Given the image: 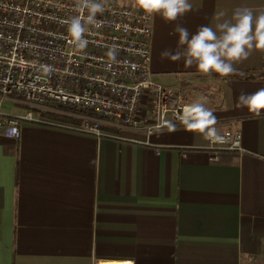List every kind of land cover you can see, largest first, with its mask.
I'll use <instances>...</instances> for the list:
<instances>
[{
  "label": "crops",
  "instance_id": "obj_1",
  "mask_svg": "<svg viewBox=\"0 0 264 264\" xmlns=\"http://www.w3.org/2000/svg\"><path fill=\"white\" fill-rule=\"evenodd\" d=\"M189 2L175 21L152 14L153 77L202 102L219 132H241L246 153L215 154L184 124L151 136L103 126L101 138L22 124L18 139L0 134V264H264V113L238 100L264 88V50L232 61L259 78L203 73L175 30H215L264 0Z\"/></svg>",
  "mask_w": 264,
  "mask_h": 264
},
{
  "label": "built area",
  "instance_id": "obj_2",
  "mask_svg": "<svg viewBox=\"0 0 264 264\" xmlns=\"http://www.w3.org/2000/svg\"><path fill=\"white\" fill-rule=\"evenodd\" d=\"M84 2L0 0V134L18 139L26 123L97 138L105 136L103 126L151 136L184 124L186 95L151 71L152 14L137 0H98L103 11L85 24L89 43L78 49L68 25L88 15ZM113 45L114 60L107 54ZM217 132L223 139L208 140L207 150L246 153L241 132Z\"/></svg>",
  "mask_w": 264,
  "mask_h": 264
},
{
  "label": "clouds",
  "instance_id": "obj_3",
  "mask_svg": "<svg viewBox=\"0 0 264 264\" xmlns=\"http://www.w3.org/2000/svg\"><path fill=\"white\" fill-rule=\"evenodd\" d=\"M137 4L146 14H159L166 21H175L193 7L189 0H137ZM83 6L88 15L83 20L79 16L72 17L68 25L78 49L86 48L89 43L84 35L87 31L85 24H95L96 14L103 11V5L98 0H85ZM175 30L179 33V43L186 45L183 53L185 63L195 61L203 73L212 71L227 76L235 71L232 61L246 59L253 48L264 50V12L254 14L248 8L234 11L232 19L218 23L215 30L208 25L200 26L191 35L183 26H177ZM115 49L113 45L107 53L113 60L116 58ZM181 55L167 49L161 52L162 59L176 60ZM238 100L252 113H264V88L250 94L241 92ZM180 119L188 130L203 133L212 143L223 139L214 127L216 117L202 102L196 101L183 107Z\"/></svg>",
  "mask_w": 264,
  "mask_h": 264
},
{
  "label": "trees",
  "instance_id": "obj_4",
  "mask_svg": "<svg viewBox=\"0 0 264 264\" xmlns=\"http://www.w3.org/2000/svg\"><path fill=\"white\" fill-rule=\"evenodd\" d=\"M227 76H229L231 78L239 79V80H251V79H255V78L260 77L259 75H255L254 73H250V72H233ZM42 116L45 118L53 119V120H61V121H65V122L71 121L70 119H68L66 117H61V116H57V115L44 114Z\"/></svg>",
  "mask_w": 264,
  "mask_h": 264
},
{
  "label": "rangeland",
  "instance_id": "obj_5",
  "mask_svg": "<svg viewBox=\"0 0 264 264\" xmlns=\"http://www.w3.org/2000/svg\"><path fill=\"white\" fill-rule=\"evenodd\" d=\"M186 91H187L188 93H192V92H193L192 89H190V88H187ZM7 108H8V110L11 111V112H17V109H18V108L14 109L13 107H10V106H8ZM19 112H20V111H19ZM24 124H26V123H24ZM31 125H32V126H40V125H36V124H31Z\"/></svg>",
  "mask_w": 264,
  "mask_h": 264
}]
</instances>
